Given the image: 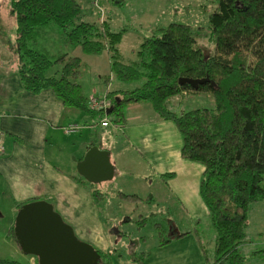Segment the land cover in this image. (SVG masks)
<instances>
[{"label": "trees", "instance_id": "16d2710c", "mask_svg": "<svg viewBox=\"0 0 264 264\" xmlns=\"http://www.w3.org/2000/svg\"><path fill=\"white\" fill-rule=\"evenodd\" d=\"M8 1L26 89L38 93L50 88L65 104L103 111L120 125L127 121L128 105L150 103L182 135V157L205 168L200 195L216 230L214 260L207 264H251L243 254L249 212L254 203L264 201V0H210L214 8L207 26L171 22L159 27L143 40L138 59L129 63L119 48L127 29L113 30L106 20L87 21L79 0ZM53 24L61 28L66 46L80 47L88 55L107 53L111 75L136 86L114 90L109 76L104 95L109 109L91 108L79 82L81 58L67 53L53 58L36 47L41 33ZM202 36L214 42L210 56L199 45ZM55 65L62 68L50 76ZM181 78L206 81L192 86L180 83ZM195 92L211 94L214 105L176 108L178 97ZM119 195L136 203L154 200L153 195ZM8 233L17 240L14 227ZM100 254L105 264L107 255ZM0 264L21 263L0 259Z\"/></svg>", "mask_w": 264, "mask_h": 264}, {"label": "crops", "instance_id": "0c3cea01", "mask_svg": "<svg viewBox=\"0 0 264 264\" xmlns=\"http://www.w3.org/2000/svg\"><path fill=\"white\" fill-rule=\"evenodd\" d=\"M99 3L100 0H95L94 6ZM147 4L172 8L167 0H153ZM49 28L51 26L41 35H46ZM61 40L64 41L63 35ZM63 50L81 58L82 62L84 58H93L80 47ZM17 59L15 69L0 70V230L6 215L2 208L6 203L4 199L8 197L11 202L10 218L0 238V259L38 264L37 258L33 255L28 258L8 232L15 226L23 205L52 195L57 198V207L77 235L107 256L112 250L110 229L118 226L125 235L117 221L120 220V224L130 221L129 226L133 227L135 219H129V216H136L138 223L155 225L159 239L152 250L139 251L140 243H136L131 250L134 256L129 258L132 264H193L192 260L195 264H203L202 243L198 241L202 232L196 223H201L204 217L210 220L209 210L200 195L205 168L201 163L182 157L183 138L176 125L161 118L150 103H137L126 107L125 123L111 122L110 126L104 127L101 120L106 113L103 111L93 113L69 106L50 88L38 93L27 90L19 75V56ZM92 60L96 62L97 59ZM58 67L59 70L62 68ZM49 75L53 74L49 71ZM82 77L83 72L80 83ZM81 85L87 99L93 95L103 97L107 91L105 83L103 93L95 91L87 95ZM131 86L122 83L116 89L111 83L110 88L130 89ZM72 123L82 128L66 132L65 127ZM93 145L110 151V160L115 167L113 179L99 182V187L78 172V163ZM128 173L130 177L127 178H133L135 173L138 180L125 178ZM117 177L120 192L153 195L154 200L136 203L126 201L118 193L109 195L103 186ZM163 214L180 221L187 216V223L173 235ZM207 226L210 227V223ZM115 227L112 231L116 236Z\"/></svg>", "mask_w": 264, "mask_h": 264}, {"label": "rangeland", "instance_id": "374dc122", "mask_svg": "<svg viewBox=\"0 0 264 264\" xmlns=\"http://www.w3.org/2000/svg\"><path fill=\"white\" fill-rule=\"evenodd\" d=\"M80 1L84 7L85 19L87 21L103 22L106 20L110 23L113 30L120 31L122 29H127V31L124 32L122 42L119 44V48L126 63L138 59L136 51L140 48V45L143 42L142 40L147 36H150L154 29L166 26L171 22H183L194 26H207L209 22V11L214 8V4L212 5L211 1L205 0H167L168 6H172V8L147 4L148 1L153 0H122V5L120 4L122 2H119L120 0H116V2L113 0H100L99 6H94L95 0ZM151 11L154 12V14H148V12ZM16 36V19L11 12L9 1L0 0V70H13L17 67L18 51ZM60 37L62 38L61 28L53 24L51 28L48 29L46 35L40 36L37 49L47 51L48 54L54 58L65 52L63 48H68L69 50L77 48L67 47L63 40L60 41ZM199 45L204 49L206 56H210V54L214 52V42L206 36H202L201 39H199ZM90 57L93 58H84L81 67L83 72L81 83L84 85L86 94L88 95V93L95 91L98 94L103 93V91L106 90L104 88L106 78L109 76H111L112 87L117 89L122 82H119L111 75V60L108 58L109 56H107L106 53H103L99 56L92 55ZM92 59L97 60L95 62ZM49 71L54 75L59 71V67L55 65V67H52ZM130 85L134 86L135 84ZM195 93L197 94L190 93L189 95L178 97L176 108L178 110H193L203 107H212L214 105V100L212 101L211 94ZM120 146L121 143L118 146L119 151ZM124 161L126 160L123 155L122 162ZM127 177H130L129 173L125 176V178ZM121 178L123 179L124 177ZM127 179L138 180L135 173L133 178ZM127 182L128 181H126V183ZM118 184L119 178L117 177L113 182L109 181L103 187L107 188L106 191L109 192V195L113 196L118 195L120 192V185ZM93 185L99 187L100 183H94ZM130 185L132 186V183ZM42 198L43 199L41 200L51 203L63 219H66L57 207L58 200L55 196L45 195ZM4 200H6V203H4L2 208L6 215L4 216V219H2L3 224L2 229L0 230V238H2V234L4 233L3 229L10 218L9 205L11 202L8 197ZM176 218L177 217L170 218L163 214V219L168 224L167 228L172 231L173 235L175 234V231L178 232L181 227L187 223L186 220L188 217L186 216V219L181 221ZM129 219H135L132 222L133 227L129 226L130 221L124 224H120V220L117 221L120 225V230H123L125 235L119 231L118 226L112 227L116 228V236L114 235L112 228L110 229L112 232L109 234L112 240V250L111 254L106 256L105 264H132V260L130 259H132L134 255L131 253V250L136 243H140L139 251L143 249L152 250L154 248L153 246L157 243L159 235L157 233L155 234V225L150 223L144 224L143 221L138 223V217L136 216H129ZM66 220L65 222L70 224ZM122 220H125V218ZM208 223H210V227L207 226ZM71 226L73 227V225ZM111 226L112 224L110 223V227ZM196 226L200 229V232H202V235L198 239V241L202 243V245H200L202 256L201 262L207 264L214 260L216 230L211 226V221L208 217L202 218L201 223H196ZM247 232L249 242L244 246L243 254L248 256V263L264 264V254L254 253L258 250H264V201L256 202L251 206ZM168 234L166 235V239H168ZM76 236L79 240L90 244L92 247L95 246L93 243L91 244L89 241L81 239L77 233ZM26 255L28 258L32 257V255ZM192 262L195 264L193 260ZM25 264L29 263L26 261Z\"/></svg>", "mask_w": 264, "mask_h": 264}, {"label": "water", "instance_id": "95a60500", "mask_svg": "<svg viewBox=\"0 0 264 264\" xmlns=\"http://www.w3.org/2000/svg\"><path fill=\"white\" fill-rule=\"evenodd\" d=\"M205 81L180 79V83L192 86ZM78 172L92 183L113 179L115 167L110 160V151L93 145L78 163ZM14 230L21 250L34 255L39 264H101L100 252L79 240L74 228L47 201L37 200L23 205L17 214Z\"/></svg>", "mask_w": 264, "mask_h": 264}, {"label": "built area", "instance_id": "2783aa9c", "mask_svg": "<svg viewBox=\"0 0 264 264\" xmlns=\"http://www.w3.org/2000/svg\"><path fill=\"white\" fill-rule=\"evenodd\" d=\"M89 104H90L91 108L96 109V110H104V111L106 110L107 111L110 107V101L108 99H106L104 96L103 97H97L95 95L90 96ZM101 124L104 127H108L112 123H111L109 117L106 115L101 120ZM81 128H82V126H80L79 124L72 123V124H69L68 126L65 127V131L69 133V132L78 131ZM0 141H1V135H0Z\"/></svg>", "mask_w": 264, "mask_h": 264}]
</instances>
